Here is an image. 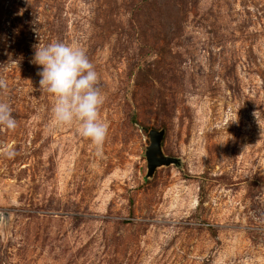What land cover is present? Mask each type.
<instances>
[{
    "label": "rangeland",
    "instance_id": "rangeland-1",
    "mask_svg": "<svg viewBox=\"0 0 264 264\" xmlns=\"http://www.w3.org/2000/svg\"><path fill=\"white\" fill-rule=\"evenodd\" d=\"M56 41L98 72L99 153L53 127ZM0 77V264H264V0H0ZM160 128L180 162L147 177Z\"/></svg>",
    "mask_w": 264,
    "mask_h": 264
},
{
    "label": "clouds",
    "instance_id": "clouds-1",
    "mask_svg": "<svg viewBox=\"0 0 264 264\" xmlns=\"http://www.w3.org/2000/svg\"><path fill=\"white\" fill-rule=\"evenodd\" d=\"M32 63L42 66L38 72L40 89L51 94L53 127L77 124V132L96 146L99 153L107 138L109 125L100 117L104 95L98 87L99 75L85 49L78 43L51 42L38 44ZM8 88L0 77V90ZM17 120L9 103L0 100V128L15 130ZM14 149L5 156L14 158Z\"/></svg>",
    "mask_w": 264,
    "mask_h": 264
},
{
    "label": "water",
    "instance_id": "water-1",
    "mask_svg": "<svg viewBox=\"0 0 264 264\" xmlns=\"http://www.w3.org/2000/svg\"><path fill=\"white\" fill-rule=\"evenodd\" d=\"M165 134V129H150L148 131L149 144L145 147V158H146V176H152L156 167L162 165H169L171 163L178 164L179 158L169 156L163 153L162 141ZM8 216L7 212H0V220Z\"/></svg>",
    "mask_w": 264,
    "mask_h": 264
}]
</instances>
